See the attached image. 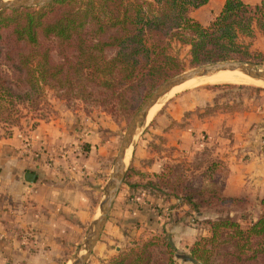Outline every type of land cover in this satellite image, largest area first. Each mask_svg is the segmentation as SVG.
<instances>
[{
  "label": "trees",
  "instance_id": "16d2710c",
  "mask_svg": "<svg viewBox=\"0 0 264 264\" xmlns=\"http://www.w3.org/2000/svg\"><path fill=\"white\" fill-rule=\"evenodd\" d=\"M207 2L53 0L0 9V121H7L13 102L34 109L45 87L63 99L90 102L113 116H133L162 81L183 70L184 63L173 53L174 43L188 47L192 67L247 60L256 32L264 35V0H224L219 13L203 24L193 13ZM256 53L264 61V54ZM2 65L11 69L13 78ZM14 81L21 92L15 90ZM261 148L264 153V138ZM214 163L203 174L212 173ZM180 168L166 162L145 182L128 180L130 170L123 184L169 203L175 199L197 214L212 206H218L219 213L225 211L208 221L210 236L196 240L184 260L264 264V197L258 199L259 212L252 217L246 197L224 195L214 177H209L210 185L195 187ZM175 255L163 230L134 242L108 264H180Z\"/></svg>",
  "mask_w": 264,
  "mask_h": 264
},
{
  "label": "rangeland",
  "instance_id": "374dc122",
  "mask_svg": "<svg viewBox=\"0 0 264 264\" xmlns=\"http://www.w3.org/2000/svg\"><path fill=\"white\" fill-rule=\"evenodd\" d=\"M223 3L224 0H208L205 5L193 13V16L201 23L207 24L219 13ZM244 41L247 42L249 39L244 38ZM249 51L251 55L244 62H249L257 68L264 69V61L254 55L257 54L256 52L264 54V35L262 33L256 32ZM173 53L178 55L184 63L181 72L194 68L188 62V47L174 43ZM2 70L13 78L11 69L7 66L2 65ZM14 84L16 85L15 81ZM15 90L21 92L23 89L21 85H16ZM184 91H207L212 94L215 102L211 107H204V110L206 113L218 112L220 116L216 118V125L213 129L201 131L197 134L196 139L200 141V145H196V147H192L190 150L171 147L165 148L163 153L159 152L158 155L160 157L166 156L169 158L164 160L163 165L166 162L179 164L181 166L180 169L195 187L210 185V178L214 177L217 180V185L223 188L222 193L224 195L246 197L249 200V204L247 205L248 211L251 212L252 217H255L259 212L258 199L264 197V153L261 148L264 138V86L225 85V83H221L216 85H200L173 92L172 97L168 98L162 105L157 106L151 120L143 127V130L135 139L129 159L126 162L125 175L131 170L132 173L129 174L128 180L132 182H145L147 178H153V175L156 174L141 171L140 165L145 166L146 164H143V162L147 161V159H141L138 162L137 156H135L136 148L139 142L143 140L146 145H151L153 150L160 151L162 149L161 144L164 142V137L161 134L147 135L146 133H152L157 130L164 132L175 124L181 123L176 120L160 123L157 121V118L159 112L171 106L179 95L184 94ZM8 107L10 115L6 119L7 121H0V137H8L15 132H19L21 133V139L25 147L31 148L32 151L34 150L32 148L30 131L39 123L43 124L44 122L54 120L57 116L71 115L72 113L78 114L79 112L90 116L93 121L99 117L106 118L109 121L108 126L106 125L107 127L102 128L101 126L102 130L97 127L94 129L95 136L93 141H91L95 146L99 142H102V140L105 142L101 145V152H104L106 158L104 162H100L99 171H95L94 176L96 199L99 201L97 214L101 212L116 153L132 116H113L90 102L74 98L63 99L54 90L47 87L44 88L42 97L38 100V104L34 109L28 107L26 104H17L15 102L8 105ZM76 144L79 145L77 149L81 150H87V146H89L82 137L79 138ZM41 149H37L36 153L40 154ZM47 162H52L51 156L47 159ZM212 162H215L212 173L206 172V174H203L206 167ZM69 168L71 170L76 169L74 164L73 166L70 165ZM117 196L125 204L130 197H140L139 199L135 198L136 204L134 207L137 210H143L145 207H148L150 201L143 199L154 197L148 191L142 190V188L132 189L127 184H123V182ZM163 202L167 204L162 207L155 206V212L159 213V219L157 218L158 221L153 226L145 225L144 218L147 221L148 217H139L138 215H134V217L123 215L125 220L122 219V216V229L116 228L111 224L107 225L106 232L108 233H105L101 243H96L85 264H108L111 258L123 251H127L134 242L145 240L155 234L161 233L163 230L174 244L176 251L174 259L178 263L199 264L194 260H184V257L190 255V249L196 240L200 237L210 236L208 221L215 220L221 213L224 214L225 211L219 213L217 212L219 207L212 206L202 209L201 213L197 214L191 211L187 205L180 204L175 199H171L170 203L168 201ZM180 207L183 208L179 209ZM110 211L109 214L111 213ZM155 212L153 211L154 214ZM234 214L238 216L240 213L231 212V215ZM111 215L113 216V213ZM242 223L244 224V222ZM117 224L119 225V222ZM89 227L87 232L89 231ZM109 235L113 236V239H110ZM104 242L106 246H104ZM85 246L84 238L75 256L81 253ZM105 248L107 251H105ZM75 256L68 258L64 264L69 260L74 261Z\"/></svg>",
  "mask_w": 264,
  "mask_h": 264
},
{
  "label": "crops",
  "instance_id": "0c3cea01",
  "mask_svg": "<svg viewBox=\"0 0 264 264\" xmlns=\"http://www.w3.org/2000/svg\"><path fill=\"white\" fill-rule=\"evenodd\" d=\"M245 1L254 3L259 0ZM214 102L213 95L207 91H184L171 106L161 110L158 122L176 120L181 123L164 132L151 129L152 133H146L161 134L164 142L160 151L153 150L143 140L139 142L135 156L138 162L147 159L143 162L145 166L140 165L141 171L158 173L164 160L169 159L158 155L165 148L190 150L200 145L197 134L213 129L220 116L218 112L206 113L204 110ZM108 124L106 118L93 121L80 112L57 116L35 125L30 131L34 151L25 147L19 132L0 137V264H64L79 251L87 229L97 215L99 201L94 176L95 171H99L100 162L106 158L101 152V145L105 142L102 140L95 146L91 141L95 136L94 129L102 130L101 126L104 128ZM80 137L89 144L87 150L77 149ZM40 148L41 153H36ZM50 156L52 162L48 163ZM73 164L75 170L69 168ZM27 171L35 174L33 183L25 182ZM135 198L140 197H130L125 204L116 197L97 243H101L108 233L107 225L122 229L123 215L148 217L147 221L144 218L148 226L157 223L159 213L155 212V206L162 207L167 203L155 196L142 197L150 202L145 209L137 210ZM124 216L122 219L125 220ZM27 231L34 234L35 244L28 243L24 237ZM109 238L113 239V236L109 235ZM103 244L106 246L105 242Z\"/></svg>",
  "mask_w": 264,
  "mask_h": 264
},
{
  "label": "water",
  "instance_id": "95a60500",
  "mask_svg": "<svg viewBox=\"0 0 264 264\" xmlns=\"http://www.w3.org/2000/svg\"><path fill=\"white\" fill-rule=\"evenodd\" d=\"M50 1L53 0H11V1L0 0V9L30 7L39 4H44ZM243 64L253 65L249 62L233 60V59L216 61V62L199 65L197 67L191 68L175 76L165 79L143 101V103L139 106L137 111L132 116L130 122L128 123L124 131L122 140L120 142L118 151L116 153L113 170L109 177V182L106 188V195L100 215L97 218L93 219V221L90 224L89 231L85 236L86 246L83 250L84 253L81 252L77 254L75 256V260L73 261V264H85L89 256L91 255L92 250L95 247L97 241L99 240V237L102 233L105 222L107 220L109 211L113 205L114 200L116 199L120 186L125 177L126 163L124 161V158L128 145L135 136V134L137 133V129L139 127L140 121L146 118L149 110L157 102L161 94H163L166 91H169L179 83L186 81L190 78H193L194 76L204 75L215 69H221V68H242L247 74H249L253 78L260 79L264 82V69H259L257 67L245 68ZM24 180L27 183H33L35 180V174L31 171L25 172Z\"/></svg>",
  "mask_w": 264,
  "mask_h": 264
},
{
  "label": "bare ground",
  "instance_id": "6f19581e",
  "mask_svg": "<svg viewBox=\"0 0 264 264\" xmlns=\"http://www.w3.org/2000/svg\"><path fill=\"white\" fill-rule=\"evenodd\" d=\"M2 1H11V0H2ZM245 68H256L254 65L243 64ZM260 69V68H259ZM221 83H232V84H243V85H254V86H264V82L260 79L253 78L249 74H247L242 68H221L215 69L207 74L194 76L186 81L179 83L178 85L174 86L169 91L164 92L161 94L157 102L151 107L148 112V115L145 119L140 121L139 127L137 129V133L131 140L128 145V148L125 153L124 161L125 163L129 159L131 150L133 148V144L135 139L137 138L138 134L142 131V128L146 126V124L151 120L152 116L154 115V111L157 109L158 105H162L165 103L168 98L172 97L173 92H178L184 89H190L200 85H212V84H221ZM100 215V212L96 215V218ZM82 253H84L82 251ZM68 264H73V261L70 260Z\"/></svg>",
  "mask_w": 264,
  "mask_h": 264
},
{
  "label": "built area",
  "instance_id": "2783aa9c",
  "mask_svg": "<svg viewBox=\"0 0 264 264\" xmlns=\"http://www.w3.org/2000/svg\"><path fill=\"white\" fill-rule=\"evenodd\" d=\"M72 168H74V167H72ZM24 237L27 239L28 243L35 244V236L32 232L27 231L26 233H24Z\"/></svg>",
  "mask_w": 264,
  "mask_h": 264
}]
</instances>
